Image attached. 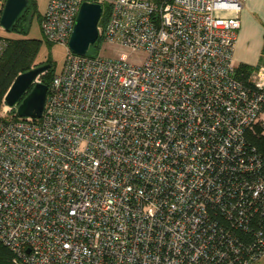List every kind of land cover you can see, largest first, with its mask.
I'll return each mask as SVG.
<instances>
[{"label": "built area", "instance_id": "1", "mask_svg": "<svg viewBox=\"0 0 264 264\" xmlns=\"http://www.w3.org/2000/svg\"><path fill=\"white\" fill-rule=\"evenodd\" d=\"M83 1L47 0L39 16L67 47L42 115L0 112V241L14 262L264 259V153L250 139L264 136V64L233 60L243 0H111L98 38L139 61L70 51Z\"/></svg>", "mask_w": 264, "mask_h": 264}, {"label": "water", "instance_id": "2", "mask_svg": "<svg viewBox=\"0 0 264 264\" xmlns=\"http://www.w3.org/2000/svg\"><path fill=\"white\" fill-rule=\"evenodd\" d=\"M28 0H4L0 9V27L6 31L17 22ZM103 11L102 3L83 1L75 17L67 46L71 52L85 55L98 38L97 24ZM49 63L36 64L18 73L4 94L3 102L18 117L39 118L43 113L47 84L39 76Z\"/></svg>", "mask_w": 264, "mask_h": 264}, {"label": "trees", "instance_id": "3", "mask_svg": "<svg viewBox=\"0 0 264 264\" xmlns=\"http://www.w3.org/2000/svg\"><path fill=\"white\" fill-rule=\"evenodd\" d=\"M109 6V3H103V12L100 18V23L105 21V19L107 18ZM34 9V0H28L26 8L20 14L17 22L10 28L9 31H14L17 33H26L27 24L29 22L30 17L32 16ZM26 12L28 13L24 15V13ZM3 38L5 41V46L3 54L0 58V112L4 105V94L10 86L14 77L18 73L27 70L33 65L43 63L35 62V56L38 50L39 40L25 36ZM90 47L91 49L87 54H96L101 47V40L98 38L96 42ZM237 67L238 70L243 71L244 73H247L252 68V66L245 64L237 65ZM53 74L54 73L51 69V64L49 63L48 70L41 74L39 76V79L41 82L48 84ZM9 113H11V118H18L14 110L9 109ZM2 119L3 117L0 114V122L2 121ZM250 139L251 142L258 148V150L264 153V136H252L250 137ZM13 258V252L0 241V264H17L14 262Z\"/></svg>", "mask_w": 264, "mask_h": 264}, {"label": "rangeland", "instance_id": "4", "mask_svg": "<svg viewBox=\"0 0 264 264\" xmlns=\"http://www.w3.org/2000/svg\"><path fill=\"white\" fill-rule=\"evenodd\" d=\"M110 1L111 0H100L102 5L103 3H109ZM34 2H35V9L27 24L26 33L6 31L0 27V36L2 37L25 36L39 40L38 50L35 56V62H43V63L49 62L51 64V69L53 73H58L62 70L64 66L67 57V47L62 44L47 42L44 39L39 26V16L43 12L47 0H34ZM99 54L102 57H106V58H116L117 56H119L127 59L128 61H139L144 57L143 52H130L126 48L121 47L117 44H107V43H101ZM4 116L6 118L11 117V113H9V110H7V112L4 113ZM252 264H264V259L256 261Z\"/></svg>", "mask_w": 264, "mask_h": 264}, {"label": "crops", "instance_id": "5", "mask_svg": "<svg viewBox=\"0 0 264 264\" xmlns=\"http://www.w3.org/2000/svg\"><path fill=\"white\" fill-rule=\"evenodd\" d=\"M239 20L232 53L235 64H264V0H243Z\"/></svg>", "mask_w": 264, "mask_h": 264}, {"label": "flooded vegetation", "instance_id": "6", "mask_svg": "<svg viewBox=\"0 0 264 264\" xmlns=\"http://www.w3.org/2000/svg\"><path fill=\"white\" fill-rule=\"evenodd\" d=\"M27 13H28V12L24 13V15L27 14Z\"/></svg>", "mask_w": 264, "mask_h": 264}]
</instances>
